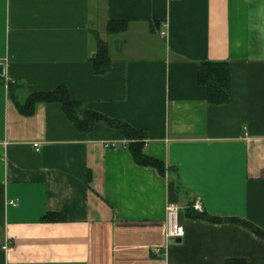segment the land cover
<instances>
[{
    "label": "crops",
    "instance_id": "crops-1",
    "mask_svg": "<svg viewBox=\"0 0 264 264\" xmlns=\"http://www.w3.org/2000/svg\"><path fill=\"white\" fill-rule=\"evenodd\" d=\"M111 21L129 29L99 75ZM203 61L229 63L230 103H209ZM0 62V264H264L248 227L187 213L198 201L264 229V0H0ZM8 82L22 99L64 86L129 122L178 177L138 165L120 129L80 131L59 102L21 113ZM169 203L181 242L167 237Z\"/></svg>",
    "mask_w": 264,
    "mask_h": 264
},
{
    "label": "trees",
    "instance_id": "trees-1",
    "mask_svg": "<svg viewBox=\"0 0 264 264\" xmlns=\"http://www.w3.org/2000/svg\"><path fill=\"white\" fill-rule=\"evenodd\" d=\"M129 29V24L126 21H111L107 25L109 35L117 36ZM98 43L95 57L92 59L95 72L99 75L109 72L112 64L111 51L115 45L101 39L96 34ZM0 82H4L3 76H0ZM198 82L200 85L207 88V98L211 104H228L231 101L232 94V79L231 69L227 62L203 61L199 63ZM17 88H20L16 82H8V90L10 96L15 100L16 105L21 113L32 115L35 105L38 102H59L63 105L66 116L83 132H90L96 128L98 124H105L110 128L120 129L123 131L126 144L125 147L130 150L134 161L141 166H149L156 168L160 174L166 175V171L170 175L178 177L177 172L171 168H166V165L151 157L146 151L148 135L145 131L133 127L129 122L109 117L98 111L89 109L84 103L72 100L69 91L64 86L57 87L52 92H37L31 93L22 99L17 94ZM178 180V178H177ZM180 187L178 181L177 188ZM189 217L207 219L211 222H236L251 229L256 235L264 239V229L259 226L239 218H224L211 216L204 211L199 212L194 209V203H190L187 208ZM44 221L62 220L61 216L55 212L47 213Z\"/></svg>",
    "mask_w": 264,
    "mask_h": 264
},
{
    "label": "built area",
    "instance_id": "built-area-1",
    "mask_svg": "<svg viewBox=\"0 0 264 264\" xmlns=\"http://www.w3.org/2000/svg\"><path fill=\"white\" fill-rule=\"evenodd\" d=\"M161 34L164 35L165 31L162 30ZM38 150L39 144H35ZM16 204L15 201L11 202ZM194 209L196 211L202 212L203 208L200 202L194 204ZM180 212L181 208L177 204L169 203L167 206L166 222H167V237L168 239L184 238L186 235L185 227L180 222ZM7 246H5L6 248ZM156 253L161 254V248H156Z\"/></svg>",
    "mask_w": 264,
    "mask_h": 264
},
{
    "label": "water",
    "instance_id": "water-1",
    "mask_svg": "<svg viewBox=\"0 0 264 264\" xmlns=\"http://www.w3.org/2000/svg\"><path fill=\"white\" fill-rule=\"evenodd\" d=\"M121 44H122V40H121V39L116 40L115 43H114L115 48H116L117 50H121V49H120V45H121ZM0 75H1V76L4 75V64L1 63V62H0ZM176 241H177V242H181L182 239H181V238H177Z\"/></svg>",
    "mask_w": 264,
    "mask_h": 264
},
{
    "label": "rangeland",
    "instance_id": "rangeland-1",
    "mask_svg": "<svg viewBox=\"0 0 264 264\" xmlns=\"http://www.w3.org/2000/svg\"><path fill=\"white\" fill-rule=\"evenodd\" d=\"M119 38H116L115 36H112V35H110V38H109V40L111 41V42H114L115 43V41L116 40H118Z\"/></svg>",
    "mask_w": 264,
    "mask_h": 264
}]
</instances>
